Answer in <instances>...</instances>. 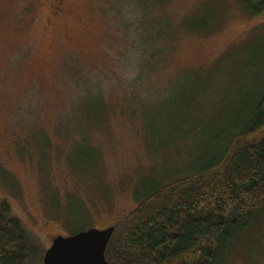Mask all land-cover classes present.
<instances>
[{"label":"rangeland","instance_id":"374dc122","mask_svg":"<svg viewBox=\"0 0 264 264\" xmlns=\"http://www.w3.org/2000/svg\"><path fill=\"white\" fill-rule=\"evenodd\" d=\"M244 2L0 0V163L14 176L0 177V199L41 246L112 225L142 177L190 173L249 119L264 90V12ZM191 15L212 29L150 66L131 55L138 24ZM226 262L264 264V211Z\"/></svg>","mask_w":264,"mask_h":264},{"label":"trees","instance_id":"16d2710c","mask_svg":"<svg viewBox=\"0 0 264 264\" xmlns=\"http://www.w3.org/2000/svg\"><path fill=\"white\" fill-rule=\"evenodd\" d=\"M244 3L250 15L264 12V0ZM189 18L180 24H138L131 32L140 41H130L131 55L133 47L149 57L143 62L150 66L162 52L171 58L181 37L212 29L197 15ZM120 56L131 57L127 50ZM226 135L218 156L190 173L162 181L142 177L135 184L136 206L112 224L104 252L109 264H227L234 240L264 211V90L254 99L249 119ZM4 174L10 173L0 163V177ZM44 249L1 198L0 264H42Z\"/></svg>","mask_w":264,"mask_h":264},{"label":"water","instance_id":"95a60500","mask_svg":"<svg viewBox=\"0 0 264 264\" xmlns=\"http://www.w3.org/2000/svg\"><path fill=\"white\" fill-rule=\"evenodd\" d=\"M114 226L90 227L71 235H57L44 250L42 264H109L104 252Z\"/></svg>","mask_w":264,"mask_h":264},{"label":"flooded vegetation","instance_id":"af4514ba","mask_svg":"<svg viewBox=\"0 0 264 264\" xmlns=\"http://www.w3.org/2000/svg\"><path fill=\"white\" fill-rule=\"evenodd\" d=\"M55 1L58 2V3L61 2V0H55Z\"/></svg>","mask_w":264,"mask_h":264}]
</instances>
